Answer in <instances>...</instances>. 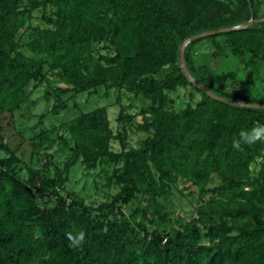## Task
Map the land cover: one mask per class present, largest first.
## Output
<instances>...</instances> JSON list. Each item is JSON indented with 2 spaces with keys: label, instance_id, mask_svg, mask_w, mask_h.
Listing matches in <instances>:
<instances>
[{
  "label": "trees",
  "instance_id": "16d2710c",
  "mask_svg": "<svg viewBox=\"0 0 264 264\" xmlns=\"http://www.w3.org/2000/svg\"><path fill=\"white\" fill-rule=\"evenodd\" d=\"M261 5L258 0H0V150L7 154L0 156V264H264V141L232 147L241 129L264 123V109L216 100L193 81L228 101L264 106V96H256L234 72L227 89L215 87L214 68L196 64L195 51L211 43L215 59L226 58L228 49L233 57L249 54L264 65ZM50 6L56 9L52 16L46 14ZM40 8L46 27H26ZM252 19L262 21L242 28ZM237 27L184 45L194 36ZM23 29L30 32L28 43ZM101 44L113 55L96 57ZM24 46L35 55H26ZM49 74L65 83L46 91L47 100H56L54 115L78 95L101 88L105 95L118 89L143 96L150 104L140 111L144 122L138 130L147 137L138 148L128 147L125 127L135 116L124 107L117 134L107 107L81 111L61 125L69 137L58 139L71 153L64 168L51 175V157L44 155L41 168L28 167L23 175L1 120L27 106ZM258 81L264 86V78ZM187 88L200 100L171 108L170 93ZM53 132L42 130L32 138L34 146L49 142ZM113 142L120 144L119 152ZM78 163L87 170L113 168L105 173L107 187L119 191L110 202L93 208L65 190ZM214 177L219 184L209 188ZM180 181L196 187L200 201L195 218L170 227L166 201ZM135 202L126 216L122 207ZM79 230L87 242L70 247L66 232Z\"/></svg>",
  "mask_w": 264,
  "mask_h": 264
},
{
  "label": "rangeland",
  "instance_id": "374dc122",
  "mask_svg": "<svg viewBox=\"0 0 264 264\" xmlns=\"http://www.w3.org/2000/svg\"><path fill=\"white\" fill-rule=\"evenodd\" d=\"M259 5L264 4V0H258ZM234 8V7H233ZM55 7L47 8V15L52 16L55 12ZM42 8L36 10L32 14V18L28 20V25L31 27H46L43 22ZM261 15H264V5H261ZM23 43H28L29 31L25 29L21 32ZM103 44L97 45L95 56L113 55L112 51L102 49ZM22 51L28 55L33 54L27 46H24ZM196 64L209 65L213 67L212 83L215 87L222 90L227 89L230 83V74L235 73L237 77L246 84L256 96H264V86L258 81V78H264V65L253 56L246 54L240 57H233L230 50H226V58L215 59L211 56L215 51L211 43H202L196 47ZM181 66L183 68L182 59ZM169 68H166L168 71ZM194 83L198 84L195 80ZM200 85V84H199ZM65 87V83L58 77L49 74L48 80L32 92L30 101L27 106L22 108L15 116L10 117L8 114L2 117L3 135L5 143L17 151L21 159V168L23 175H26L28 167L41 168L42 162L46 161L44 155L51 157V175L55 174V168L63 169L67 162L70 151L62 144L59 136L68 138L69 135L62 124L70 123L80 112H90L100 107L108 108V117L111 128L117 134L122 131V127L117 122L121 107L125 111L134 115L135 119L131 124H126V140L129 148H138L143 139L147 137L145 132L138 130V127L143 124L144 118L140 115L142 108L147 107L150 101L143 96H135L127 90L112 89L106 94V90L101 88L98 94L83 93L69 102V108L60 112L58 115L51 113L52 106L56 102L55 98L50 96L46 99V91H51L52 88ZM33 88V87H32ZM32 88L30 90L32 91ZM171 99L175 102L171 104V108L180 110L188 104H196L200 100V95L192 88L180 89L176 93H170ZM119 98V99H118ZM119 100V101H118ZM121 104V105H120ZM45 115V118L40 122V117ZM55 130L50 134L49 142L41 147L34 146L32 138L38 135L42 130ZM56 138V139H54ZM54 140V142H52ZM39 142L35 140V145ZM113 151L119 152L121 146L118 142L112 143ZM0 156L5 157L7 154L0 150ZM42 158V162H41ZM258 167V165H256ZM254 168V167H253ZM255 169V168H254ZM113 168L107 164L100 165L94 170H87L82 163H78L72 170L69 176V181L65 185V190L75 193V195L84 200L85 203L93 208H98L106 202H110L114 195L119 191L118 187H107V177L105 173L111 174ZM219 184L217 177H214L209 184V188H213ZM66 195V193H63ZM199 192L196 187L191 186L183 181H180L173 189L172 195L166 201L168 210L171 213L170 227L175 225L176 221H190L196 217L195 207L199 203ZM138 202L122 207V211L126 216H129L132 210L137 207Z\"/></svg>",
  "mask_w": 264,
  "mask_h": 264
},
{
  "label": "clouds",
  "instance_id": "9594fccd",
  "mask_svg": "<svg viewBox=\"0 0 264 264\" xmlns=\"http://www.w3.org/2000/svg\"><path fill=\"white\" fill-rule=\"evenodd\" d=\"M261 141H264V123L257 121L250 129H241L238 138L233 139L232 147L241 150L242 145H252ZM65 235L69 246L73 248H80L87 242L84 230L67 231Z\"/></svg>",
  "mask_w": 264,
  "mask_h": 264
},
{
  "label": "water",
  "instance_id": "95a60500",
  "mask_svg": "<svg viewBox=\"0 0 264 264\" xmlns=\"http://www.w3.org/2000/svg\"><path fill=\"white\" fill-rule=\"evenodd\" d=\"M262 20H254L252 19L249 23L245 24V26H243L242 28H246L248 26H250L251 24H253L254 22H261ZM236 29H240V27H237V28H234V29H224V30H219V31H213V32H208V33H204V34H200V35H197V36H194L192 38H190L189 40H187L185 42V46L190 43L191 41L193 40H196V39H199V38H202V37H205V36H211V35H216V34H219V33H222V32H226V31H230V30H236ZM181 59H182V64H183V70L184 72L186 73L187 75V72H186V67H185V63H184V59H183V51H182V55H181ZM197 87H199L203 92H205L206 94H208L210 97L216 99V100H219V101H223L227 104H230V105H236V106H252V107H257V108H262L264 109V106H259V105H248V104H240V103H234V102H231V101H228L226 99H223V98H220L214 94H212L210 91H208L205 87H203L202 85H199V84H196L194 83Z\"/></svg>",
  "mask_w": 264,
  "mask_h": 264
}]
</instances>
